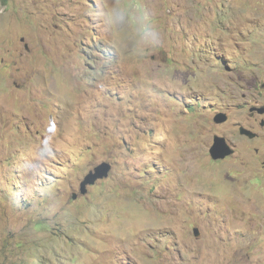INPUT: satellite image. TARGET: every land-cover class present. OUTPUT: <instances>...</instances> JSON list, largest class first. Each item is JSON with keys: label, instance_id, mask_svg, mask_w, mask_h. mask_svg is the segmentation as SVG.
<instances>
[{"label": "rangeland", "instance_id": "1", "mask_svg": "<svg viewBox=\"0 0 264 264\" xmlns=\"http://www.w3.org/2000/svg\"><path fill=\"white\" fill-rule=\"evenodd\" d=\"M263 86L264 0H0V264H264Z\"/></svg>", "mask_w": 264, "mask_h": 264}, {"label": "water", "instance_id": "2", "mask_svg": "<svg viewBox=\"0 0 264 264\" xmlns=\"http://www.w3.org/2000/svg\"><path fill=\"white\" fill-rule=\"evenodd\" d=\"M251 111H257L260 114L264 113L263 108H252ZM228 116L225 113L218 114L214 121L216 124H223L227 122ZM240 133L247 136L250 139H254L257 135L250 130L245 129L244 127L240 128ZM234 153L232 147L227 143L224 137L215 136L214 143L210 148V154L215 160L225 159L227 156H230ZM112 170V165L109 162H103L91 170L80 183V192L82 195L88 193V188L94 186L99 180L107 178ZM77 194L73 195V199H76ZM198 231V230H197ZM196 231V232H197Z\"/></svg>", "mask_w": 264, "mask_h": 264}, {"label": "clouds", "instance_id": "3", "mask_svg": "<svg viewBox=\"0 0 264 264\" xmlns=\"http://www.w3.org/2000/svg\"><path fill=\"white\" fill-rule=\"evenodd\" d=\"M263 88H264V86H263ZM263 107H264V105H258V104H255V105H253V106H249V108H248V113H249L250 116H254V115H256V114H260V113H258L257 111H253V112H252L251 109H252V108H263ZM219 114H220V113H219ZM225 114H226V113H225ZM216 116H217V115H216ZM216 116H215V117H216ZM214 119H215V118H214ZM227 121H228V120H227ZM214 122H215V121H214ZM225 123H226V122H225ZM241 127H243V126H241ZM241 127H240V128H241ZM254 133H255V132H254ZM255 134L257 135L255 138H257V137H258V134H257V133H255ZM214 138H215V137H214ZM255 138H254V139H255ZM249 139H250V138H249ZM226 141H227V140H226ZM227 143H228V142H227ZM228 144H229V143H228ZM212 145H213V144H212ZM229 145L231 146V144H229ZM211 147H212V146H211ZM211 147H210V148H211ZM105 162H106V161H105ZM102 163H103V162H102ZM110 164H111V163H110ZM111 165H112V164H111ZM97 166H98V165H97ZM112 167H113V166H112ZM93 169H94V168H93ZM93 169H92V170H93ZM90 171H91V170H90ZM90 171H89V172H90ZM111 171H112V170H111ZM89 172H88V173H89ZM88 173H87V174H88ZM110 173H111V172H110ZM87 174H86V175H87ZM86 175H85V176H86ZM109 175H110V174H109ZM82 181H83V180H82ZM99 181H102V180H99ZM99 181H98V182H99ZM91 187H92V186H91ZM88 190H89V188H88ZM80 195H82L81 192H80ZM82 196H84V195H82ZM72 198H73V196H72Z\"/></svg>", "mask_w": 264, "mask_h": 264}, {"label": "trees", "instance_id": "4", "mask_svg": "<svg viewBox=\"0 0 264 264\" xmlns=\"http://www.w3.org/2000/svg\"><path fill=\"white\" fill-rule=\"evenodd\" d=\"M41 259H42V258H41ZM29 264H34V263H30V262H29Z\"/></svg>", "mask_w": 264, "mask_h": 264}, {"label": "bare ground", "instance_id": "5", "mask_svg": "<svg viewBox=\"0 0 264 264\" xmlns=\"http://www.w3.org/2000/svg\"><path fill=\"white\" fill-rule=\"evenodd\" d=\"M253 131V130H252ZM233 149V148H232Z\"/></svg>", "mask_w": 264, "mask_h": 264}, {"label": "flooded vegetation", "instance_id": "6", "mask_svg": "<svg viewBox=\"0 0 264 264\" xmlns=\"http://www.w3.org/2000/svg\"><path fill=\"white\" fill-rule=\"evenodd\" d=\"M253 117V116H252Z\"/></svg>", "mask_w": 264, "mask_h": 264}]
</instances>
